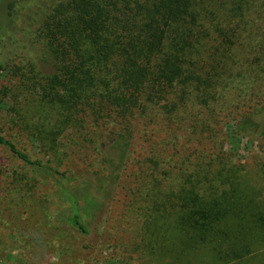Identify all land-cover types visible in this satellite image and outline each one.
<instances>
[{
  "label": "trees",
  "instance_id": "obj_1",
  "mask_svg": "<svg viewBox=\"0 0 264 264\" xmlns=\"http://www.w3.org/2000/svg\"><path fill=\"white\" fill-rule=\"evenodd\" d=\"M55 4L42 18V55L52 69L34 81L37 99L25 101L24 116L13 124L52 155L66 146L57 137L84 122L109 137L95 149L90 165L96 167L84 185H72L71 169L30 156L1 132L0 146L22 163L24 177L32 172L35 180L52 182L64 205L62 218L56 211L59 221L86 234L88 219L99 220L95 261L264 264V202L244 213L233 209L217 188H235L241 176L222 165L209 168L228 159L224 149L210 154L223 139L249 129L264 139V103L227 99L233 75L241 76L236 46L249 47L251 56L256 50L257 63L264 61V0ZM242 33L260 43L250 47ZM254 63L245 77L257 70ZM228 114L236 121L225 122L224 135ZM31 188L19 189V205L28 204ZM120 188L124 208L136 210L124 231L111 207Z\"/></svg>",
  "mask_w": 264,
  "mask_h": 264
},
{
  "label": "rangeland",
  "instance_id": "obj_2",
  "mask_svg": "<svg viewBox=\"0 0 264 264\" xmlns=\"http://www.w3.org/2000/svg\"><path fill=\"white\" fill-rule=\"evenodd\" d=\"M57 1L0 0V132L12 138L30 156L49 161L51 165L59 168L71 169L75 175V179L71 181L72 185H84L91 177L88 172L96 167L95 164L92 167L90 165L97 161L94 158L95 149L102 140L109 137L108 134L93 129L84 122L83 127L66 129L57 137V140H62L66 146L59 155H52L51 151L44 149L34 138L26 135L22 126L18 125L19 128L13 124V119L24 116L25 108L22 106L25 101L37 99L32 87L34 81L44 75L43 72H50L52 69L49 61L44 60L47 56L42 55V18L43 15L53 12ZM244 29L250 30L248 27ZM242 34L246 40L241 39V42L250 47L251 43H260L256 35ZM4 40L11 42L10 47L4 45ZM245 50L244 52L236 46L237 59L241 66L238 72L240 71L241 76L233 75L227 99L232 104L242 102L259 106L264 103V61L262 58V64H258L256 56L259 53L255 50L251 56L249 47H245ZM252 60L256 61L254 64L257 70L245 77L246 66ZM244 89H248V92ZM224 111L228 112L230 109ZM228 116L229 119H225L222 125L221 132L224 135L230 131L225 122L236 121L234 116ZM222 143L218 148L209 149L210 154L215 155L218 150L224 149L230 151L228 159H225L224 163L210 162L209 168L213 170L222 165L224 171L233 170L241 178L235 188L228 184L217 188L218 191L225 189L220 198L241 213L254 206L262 207L264 139L249 129L229 140L223 139ZM171 164L176 166L178 162L174 160ZM22 166L17 158L9 155L0 146V264H116L108 259L95 261L92 257L93 247L97 242L99 220L94 217L88 219L89 232L86 234L60 222L56 211L62 212V218L64 205L56 198L52 182L39 178L41 183L33 178L32 172H27L28 177H24L25 169ZM29 187L32 188L26 193L30 194L28 204L19 205L15 195H20L19 189ZM120 190L119 199L115 198L111 207L114 209L116 226L124 231L134 224L131 214H135L136 210L130 212L124 208L125 192L121 188ZM139 205V202L136 203L134 209ZM257 241L260 242L261 239Z\"/></svg>",
  "mask_w": 264,
  "mask_h": 264
}]
</instances>
